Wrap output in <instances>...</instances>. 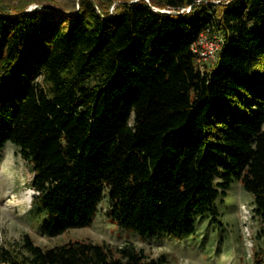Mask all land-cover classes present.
I'll return each instance as SVG.
<instances>
[{"label": "trees", "instance_id": "16d2710c", "mask_svg": "<svg viewBox=\"0 0 264 264\" xmlns=\"http://www.w3.org/2000/svg\"><path fill=\"white\" fill-rule=\"evenodd\" d=\"M41 1L0 0V148L12 144L31 172L44 235L91 225L103 201L115 232L194 239L206 219L214 234L234 182L264 221V0L26 10ZM202 36L218 48L200 68ZM166 261L131 243H0V264Z\"/></svg>", "mask_w": 264, "mask_h": 264}, {"label": "rangeland", "instance_id": "374dc122", "mask_svg": "<svg viewBox=\"0 0 264 264\" xmlns=\"http://www.w3.org/2000/svg\"><path fill=\"white\" fill-rule=\"evenodd\" d=\"M5 1V0H4ZM7 2V0H6ZM15 4L16 0H9ZM33 4L44 9L66 11L77 7L75 0H42ZM8 9V8H7ZM112 6L110 7V10ZM10 10V9H8ZM218 41L201 37L196 50L207 55L199 57V66L213 62L216 58ZM31 172L16 152V148L5 143L0 148V243L18 241L23 233H28L34 243L47 247L73 239H89L111 246L131 243L150 257L166 255L165 264H254V253L264 247V221L252 212V199L239 182L232 185L233 195L224 210L225 225L214 233L206 219L196 228L197 238L176 239L173 237L156 239L141 238L135 233L110 230L112 224L106 218V203H100L97 215L89 226L68 229L55 236H47L40 230L35 215L29 213L32 196L35 193L28 183ZM224 223V222H223ZM221 237V241L218 240Z\"/></svg>", "mask_w": 264, "mask_h": 264}, {"label": "water", "instance_id": "95a60500", "mask_svg": "<svg viewBox=\"0 0 264 264\" xmlns=\"http://www.w3.org/2000/svg\"><path fill=\"white\" fill-rule=\"evenodd\" d=\"M35 7H39L38 5L36 4H33L31 8H29L28 10L32 9V8H35ZM155 11H159V12H164V13H169L170 11L169 10H165V9H159V8H153ZM183 10L185 11H188L189 10V7L188 8H185V9H181L180 11H174V13L176 14H181L183 12Z\"/></svg>", "mask_w": 264, "mask_h": 264}, {"label": "built area", "instance_id": "2783aa9c", "mask_svg": "<svg viewBox=\"0 0 264 264\" xmlns=\"http://www.w3.org/2000/svg\"><path fill=\"white\" fill-rule=\"evenodd\" d=\"M199 42H201V39L199 40ZM205 55H207V54L204 53V52H199V57H201V56H205Z\"/></svg>", "mask_w": 264, "mask_h": 264}]
</instances>
